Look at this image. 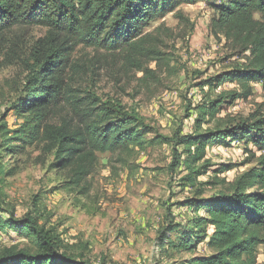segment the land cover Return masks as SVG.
<instances>
[{
  "label": "trees",
  "instance_id": "obj_1",
  "mask_svg": "<svg viewBox=\"0 0 264 264\" xmlns=\"http://www.w3.org/2000/svg\"><path fill=\"white\" fill-rule=\"evenodd\" d=\"M201 2L212 3L214 36H222L231 56L243 62L203 83L210 92L227 83L236 84L240 91L220 93L197 107L194 132L161 135L120 103L94 95L82 97L70 86L73 47L125 51L130 64L139 57L158 60L160 54L145 47L146 30L180 6ZM28 26L44 28L47 35L25 61L27 75L20 96L1 117L0 178L11 174L2 167L4 156L44 143L52 167L67 173L65 188L86 197L90 189L86 180L97 168L98 154L172 145L171 172L183 165L187 175L181 186L195 190L198 178L213 167L204 160L208 147L243 144L246 159L238 166H251L210 198L198 199L201 193L196 190L194 197L172 205L194 214L184 225L174 222L171 205L167 207L171 221L167 231L177 232L173 246L178 251L194 253L201 244L210 250L209 255L192 257L185 264H257L259 249L264 252V114L254 112L238 119L218 115L226 102L250 97L251 85L264 91V0H0V40L13 28ZM62 104L68 111L52 122L51 115ZM10 116L17 121L10 123ZM213 120L214 129H202ZM232 169L230 165L215 169L212 178L217 180L216 175ZM225 182L221 179L213 185ZM0 235L27 242L22 250L1 252L0 264H92L82 255L68 253L59 237L40 226L37 218L15 219L1 198Z\"/></svg>",
  "mask_w": 264,
  "mask_h": 264
},
{
  "label": "rangeland",
  "instance_id": "obj_2",
  "mask_svg": "<svg viewBox=\"0 0 264 264\" xmlns=\"http://www.w3.org/2000/svg\"><path fill=\"white\" fill-rule=\"evenodd\" d=\"M214 18L212 3L201 2L182 5L154 22L145 32V47L160 54L155 61L139 57L130 64L125 51L108 53L75 46L69 56L74 69L68 73L69 84L82 97L94 95L102 101L120 103L161 135L190 134L194 132L197 107L220 93L240 91L231 83L212 92L203 87L207 79L243 62L231 56L232 49L222 36H214ZM46 35V29L36 26L16 27L3 34L0 122L20 96L27 75L25 61ZM251 87L250 97L226 102L218 117L238 119L254 112L264 114V91L257 84ZM67 111L62 104L51 121L57 122ZM8 121L15 123L17 119L10 116ZM215 126L213 120L204 123L202 129ZM44 147V143H36L22 153L2 158L5 172L11 171L0 178L3 207L15 219L37 218L40 226L59 237L68 253L82 255L92 264H185L192 257L209 255L210 250L202 244L194 253L174 248L178 234L167 231L171 222L167 207L171 205L174 222L184 225L194 214L172 205L194 197L196 190L201 193L198 199L210 198L251 166H238L246 159L243 144L210 146L204 160L213 167L198 178L194 190L181 186L187 175L183 165L171 172L172 145L129 154H98L97 168L86 180L89 193L81 197L65 188L67 173L52 167L54 161ZM224 165L233 169L213 179V170ZM221 179L226 180L223 185H213ZM26 246L25 240L0 235V253ZM263 263L261 247L257 264Z\"/></svg>",
  "mask_w": 264,
  "mask_h": 264
}]
</instances>
